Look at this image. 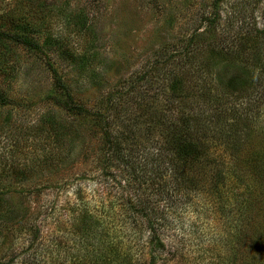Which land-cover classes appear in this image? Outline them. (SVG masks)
I'll return each mask as SVG.
<instances>
[{"label":"rangeland","instance_id":"rangeland-1","mask_svg":"<svg viewBox=\"0 0 264 264\" xmlns=\"http://www.w3.org/2000/svg\"><path fill=\"white\" fill-rule=\"evenodd\" d=\"M262 28L264 0H0V29L35 38L89 110L64 107L42 52L0 40L11 98L0 106V264H113L123 252L131 264H232L254 251L248 230L239 244L235 234L262 192L254 168L234 166L251 169L241 157L264 139ZM192 34L187 56L154 69ZM143 73L147 94L108 110L107 95Z\"/></svg>","mask_w":264,"mask_h":264},{"label":"trees","instance_id":"trees-1","mask_svg":"<svg viewBox=\"0 0 264 264\" xmlns=\"http://www.w3.org/2000/svg\"><path fill=\"white\" fill-rule=\"evenodd\" d=\"M216 10L213 12V15L211 17H206L207 23L214 22L216 20ZM215 26V25H214ZM212 29H215L212 27ZM257 35H261V37H264V28L259 30V33ZM200 35H195L192 34L189 38L187 43L184 45L180 51L176 52L175 55L169 56L167 53H163L161 55V58L156 61V67L154 69H165V66L168 64H171L174 60L179 59V58H184L187 56L188 52L191 51L192 46L195 45L196 43V38H198ZM0 40H9L12 42L20 43L25 45L26 47L36 50L39 52H42L45 56V62L50 69L52 73V78H53V86L54 89L57 91L61 92L63 95V105L66 109L70 110L73 113L76 114H82L86 115L89 113V110L84 107L82 104L76 103L74 100L73 95L71 94L68 85L66 82L63 80L62 76L60 75L58 69L54 65V62L49 58V56L46 54L44 51L43 47L41 44L32 36L29 35H24L22 33H17V32H11L7 30L0 29ZM158 65V66H157ZM8 67L5 65L4 60L2 58V55L0 54V69H3ZM151 81L147 78V74L143 73L139 76L133 77L128 83L129 85L127 86L125 91H120V90H115L112 93H109L106 97V102H107V109L109 110H118L119 105H122V102L125 98H129L133 96L137 92H141L140 94L144 97L146 95V90H142V86L144 84L150 83ZM141 97V96H139ZM11 102V98L7 97L4 93L0 91V106L4 105H9ZM124 103V102H123ZM122 107V106H120ZM118 112H115L114 114L117 115ZM98 118V120L101 122L103 130H104V139H105V144L107 148L111 146V139H112V133L109 130V125L107 120V115L105 112H96L94 113ZM189 126L186 125L183 129V133L189 134ZM179 131H182L179 129ZM182 134V133H181ZM191 137V136H190ZM192 138V137H191ZM190 138V139H191ZM188 147L186 151L190 152L192 148L196 146V141H190L188 142ZM257 149H255V148ZM251 148V147H250ZM253 149L248 152L245 156L241 157L242 161H249L252 164V168L249 169L248 171L245 170V172H241L240 167L234 166V170L236 168V173L237 175L243 176L246 172H250L251 170L253 171L255 169L256 171V180L258 182V187L260 188V191L262 192L260 195H256L253 198H251L250 204H254L257 206V210L255 213H257L256 216H252L250 220H246V214L241 216L239 219L240 223L238 226H242L245 228L246 231L238 229L236 234H235V241L239 244L241 243L240 240L243 239V237L246 235L247 230L250 232V235L248 237L252 236L253 240V250L252 252H241V256L235 257V260L238 261L239 263H232V264H264V139H260L258 144L252 147ZM240 158V155H238ZM240 160V159H239ZM239 163V161H238ZM254 168V169H253ZM239 171V172H238ZM131 213L135 215L136 217L139 218H148V215L145 211V208L138 207L136 205H131ZM134 216V217H135ZM245 216V217H244ZM148 228L150 229V239H149V244L152 245L151 250L156 251L158 253H163L165 251V244L163 243L162 239L159 238L158 234L154 230V223L151 221V219L147 220ZM248 233V232H247ZM249 239H247L248 241ZM112 256V255H111ZM112 258V257H111ZM109 258V259H111ZM122 261H118L119 264H131V257L128 252H123L121 257ZM107 259V260H109ZM103 257L100 255H94L92 258H90L89 264H103ZM110 264L112 262L108 261ZM118 263H113V264H118Z\"/></svg>","mask_w":264,"mask_h":264}]
</instances>
